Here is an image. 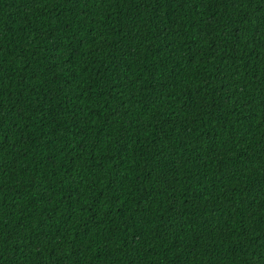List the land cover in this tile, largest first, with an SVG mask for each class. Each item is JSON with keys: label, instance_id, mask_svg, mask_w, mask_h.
<instances>
[{"label": "trees", "instance_id": "trees-1", "mask_svg": "<svg viewBox=\"0 0 264 264\" xmlns=\"http://www.w3.org/2000/svg\"><path fill=\"white\" fill-rule=\"evenodd\" d=\"M0 264H264V0H0Z\"/></svg>", "mask_w": 264, "mask_h": 264}]
</instances>
